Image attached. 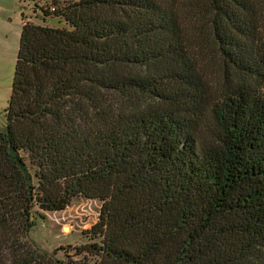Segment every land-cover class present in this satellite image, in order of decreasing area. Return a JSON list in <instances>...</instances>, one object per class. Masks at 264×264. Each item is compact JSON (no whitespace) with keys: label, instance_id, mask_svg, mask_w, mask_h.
Returning a JSON list of instances; mask_svg holds the SVG:
<instances>
[{"label":"trees","instance_id":"trees-1","mask_svg":"<svg viewBox=\"0 0 264 264\" xmlns=\"http://www.w3.org/2000/svg\"><path fill=\"white\" fill-rule=\"evenodd\" d=\"M193 1L232 69L222 95L186 45L183 0H54L44 19L68 28L23 23L0 128V264H264V0ZM77 198L101 203L86 244L28 241Z\"/></svg>","mask_w":264,"mask_h":264},{"label":"rangeland","instance_id":"rangeland-1","mask_svg":"<svg viewBox=\"0 0 264 264\" xmlns=\"http://www.w3.org/2000/svg\"><path fill=\"white\" fill-rule=\"evenodd\" d=\"M54 0H0V128L5 124V110L11 94V86L17 59L22 25L30 21L36 25L53 28H68L62 18L44 19L42 8ZM78 2L79 0H57ZM193 0H183L181 12L186 27V45L198 70L206 81L207 92L222 95L224 92L223 69L230 77L232 69L221 61L218 44L210 26L211 16L203 15L191 6ZM51 8V11L54 9ZM264 38V25L260 26ZM222 33V32H221ZM209 125V122H206ZM207 135L210 133L205 132ZM99 201L77 198L61 212H43L44 219L38 218L28 234V241L40 250L53 253L60 248H77L88 240L83 236L99 219ZM58 259H64L63 251L57 252ZM78 260V257H73ZM88 264H97V258L89 257Z\"/></svg>","mask_w":264,"mask_h":264}]
</instances>
